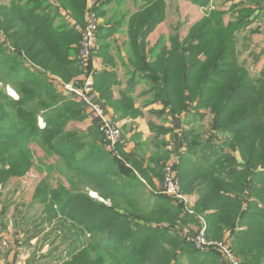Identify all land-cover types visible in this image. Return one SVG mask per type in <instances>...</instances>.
Instances as JSON below:
<instances>
[{"label": "trees", "instance_id": "trees-1", "mask_svg": "<svg viewBox=\"0 0 264 264\" xmlns=\"http://www.w3.org/2000/svg\"><path fill=\"white\" fill-rule=\"evenodd\" d=\"M87 1L58 0L74 14L85 11V17ZM148 4L146 13L152 16L143 22L146 29L141 37L145 39L160 23L158 15L164 10L162 0ZM94 11L97 14V3ZM238 12L226 24L224 12L207 10L201 27L190 28L182 42L178 34L171 37L169 49L163 44L149 53L141 47L133 49L132 65L145 76L157 102L176 114L208 112L212 133L220 134H212L215 139L207 142L196 135L189 143L202 152L192 179H202L203 187L198 204L192 207L195 213H185L184 204L160 193L149 209L135 204L120 210L88 193L61 185L52 189L42 180L33 201L44 206V221H57L52 228L65 246L60 249L50 241V249L40 259L45 264H224L217 250H197L187 241L183 228L193 225L200 231V218L206 221L208 240L228 245L239 264H264V71L252 77L240 61L238 35L255 11L242 8ZM62 22L59 9L49 0L0 5V186L40 170L34 152L39 148L57 158L67 176L79 174L95 181L99 197L114 201L125 193L117 190V181L110 177L133 172L122 160L121 144L120 159L106 151L97 121L92 120L95 133L69 129L71 123L87 118L84 104L63 88L76 83L73 79L80 75L83 85L84 73L78 61L80 33ZM141 37L136 35L135 42ZM194 85H198L197 95ZM8 87L18 99L7 95ZM176 166L189 198L190 183L179 171V163ZM163 170L164 165L159 169L162 175Z\"/></svg>", "mask_w": 264, "mask_h": 264}, {"label": "crops", "instance_id": "crops-1", "mask_svg": "<svg viewBox=\"0 0 264 264\" xmlns=\"http://www.w3.org/2000/svg\"><path fill=\"white\" fill-rule=\"evenodd\" d=\"M49 1L59 9L63 25L69 30L75 29L80 33L79 29L85 23V11L74 14L65 9L58 0ZM186 1H193L197 8L204 7L203 0ZM217 1L219 4H224L225 10H228L230 5L239 7L235 12H232V8H230L229 12H232L234 19L242 8H250L255 11L252 20H258L260 16L264 15V0ZM13 2L14 0H8L6 4H3L0 0V5L10 7ZM149 2L150 0H95L100 26L97 34V49L91 57V65L95 71L93 103L99 105L110 119L118 123L123 135L119 152L126 166L133 170V175L122 172L121 175L116 174V178L110 177L117 181V190L125 193V196H116V198L131 202V206L116 207L120 210H128L135 204L142 209H149L151 204H154L156 191L160 190L162 180V173L159 169L163 162L159 156L168 144L171 146L172 158L174 157L179 163L181 168L179 171L181 170L184 180L187 184L190 183L189 191L191 193L187 195L191 198L192 207L198 204L200 195L203 193L202 183L198 185L192 180L197 170V164L202 158V152L191 148L189 143L192 136L190 132H187L188 126L193 124L189 115L195 114V112L172 113L171 109L165 108L162 103L151 100L152 95L144 79L145 76L139 74L141 72L135 71L132 65L134 48L141 47L149 53L152 48L163 44L165 49H169L170 42L168 40L178 34L179 42H182L193 23L189 25L188 22L186 26V23L182 21L180 8L183 0H162L164 10L158 15L160 23L145 39L144 36L141 37L146 29L143 22L145 17L148 20V16H152L150 13H146ZM170 4L173 6V10H170ZM235 14H237L236 17ZM204 15L205 13L203 17ZM229 19L230 14H227L224 17V22L226 24L231 22ZM136 22H139V26L135 25ZM242 33L244 31L238 35L239 40L244 39V36L241 37ZM136 35L141 37L137 42H135ZM240 42L243 45V42ZM72 59H74L73 56ZM73 81L81 85L82 76L74 78ZM56 84L61 89L59 83ZM40 120L43 121V119ZM71 125H75V123H71L69 126L71 127ZM94 126V121L85 120L78 127L82 129L83 133L86 130L87 132H97ZM186 138L188 139L186 140ZM103 168L106 169V167ZM24 193L25 191L22 189L21 197ZM3 210L4 208L1 206L0 224L4 226V239L9 240L10 235L7 234L10 229L9 221L5 220L6 211ZM52 224L54 225V221ZM192 226L189 225L185 228L189 229ZM227 233H230V230L226 231L225 240L229 235ZM230 238L233 240V236ZM30 239H28V243L33 240L30 241ZM228 242H230L229 239ZM9 250L0 252V264H18L19 259L24 255L21 251L12 249V245ZM221 260L224 264L227 263L225 259ZM26 264H30V261H26Z\"/></svg>", "mask_w": 264, "mask_h": 264}, {"label": "rangeland", "instance_id": "rangeland-1", "mask_svg": "<svg viewBox=\"0 0 264 264\" xmlns=\"http://www.w3.org/2000/svg\"><path fill=\"white\" fill-rule=\"evenodd\" d=\"M7 2L8 0H2L3 4H6ZM205 6L197 8V6L194 5L193 1L183 0L182 7L180 8V12L182 13V21L183 23H186V26L188 22H189V25L193 23L191 27V31L192 29H198L201 27L199 23L203 18H205L206 15H204L203 17V14L205 12L207 13V10L209 12L220 10L224 12L225 15L230 14L229 21H233L234 17L232 15V12H235L239 8L237 5H230V8H232V12H229L230 8L228 10H225L224 4L222 3L219 4L217 0H207ZM169 7H170V10H173V6H171V4L169 5ZM234 16L236 17L237 14H235ZM248 21L251 23L244 28V33H242L241 35V37L244 36V39L243 38L240 39V41L243 42L244 46L241 45V42L238 43V47L241 53L240 61L243 63L244 62L246 63L245 67L248 69L252 77H259L264 71V55H262V53L264 54V15L260 16L258 20H254V19L252 20L251 18H249ZM185 32H186V29H185ZM84 78H85V75H84ZM72 84L75 87H82L84 85V83L83 85H78L73 82ZM197 88H198V85H194L196 95L199 93ZM11 90L15 92L10 87H8V89L6 88L7 95L9 97H12V99H18V95L16 94V92L12 93ZM151 100H153L154 102H157L153 95H152ZM158 103H161V102H158ZM84 109H85V106H84ZM85 115L87 118L86 120L91 122L92 119L86 109H85ZM189 116L191 117L193 124L188 126L187 132H190V135L192 136V138L198 135V137H200V140L202 142H207V141H211L215 139L211 136L213 134L212 125H211L212 116L208 112H206L205 114H203L202 112V114H198V115L193 113V114H190ZM81 123L82 122H75V125H71L69 129L70 130L76 129L75 131L82 132V129L78 127ZM41 127H44V123L42 124ZM216 134L218 136L220 135L219 133H214L213 135H216ZM88 140H91V139H88ZM215 142H218V141H215ZM216 144L219 145V142ZM170 149H171V146L169 144L166 145L163 149V153L160 154L159 156V158L163 162L162 165L164 164V169L167 167L168 164L177 165L178 163V161H176L174 157L172 158ZM34 150H35L34 151L35 156L37 155V157H35V162L37 166L40 168V170L34 169L23 178L10 179V182L7 184L6 187L2 188V186H0V207L2 206L4 209L5 208L7 209L5 213V220L7 219V221H9V228H10L7 232V234L10 235L9 237L10 239L2 240V243L0 245V252L6 249L10 251L9 248H10V245H12V249H15L18 252L21 251L24 254L23 257L19 259L18 264H26V261H30V264H36V263H39L38 260L41 262V264H45V262L40 259H42L41 256L47 253V251L50 249V241L55 243V245H58L60 249L65 248V246L60 244L62 241L61 237H58L60 234L57 231H54V227L52 228L53 224H48L47 221L43 220L44 218H46L45 217L46 214L43 213L42 204L36 201H33V195L34 193H36V189L40 186V182L42 180H45L46 182H48V184L52 187V189L58 188L61 185V186H64L67 190L74 191L75 193L77 192L81 194L88 193V195L91 198L97 199L104 203L107 202V204H109L110 206L111 205L116 206V207L131 206L130 201H127L125 199H119L116 197L114 198V201H110V200L104 201L102 198L99 197L98 193L94 191V188L97 187V184L95 181L87 180L86 177L79 175V174L78 175L69 174L67 176L66 169L64 168L65 166L62 164H58L57 158H54L52 156L48 157L45 154L46 152L39 148H34ZM39 158L44 159L43 164L38 163ZM51 167H53L54 169H51ZM128 169H131V168H128ZM176 169H177V166H176ZM131 171L133 172L132 169ZM163 177H164V170H163V175H162V180H161V188L160 190L156 191L157 193H160L162 195H164L162 193ZM201 182H202V179H197L198 185ZM22 189H24L25 191L23 197H21L20 195V191ZM181 193L183 196L184 195L186 196V194L183 191V188L181 190ZM170 198L173 201H176V203H178L179 205H181L180 200L172 198V197ZM188 199L190 202L189 212L186 210L185 206H184V212L193 214L195 212L192 210V206H191L192 201L190 197ZM198 207H201V204ZM0 227H2L1 229L3 230L5 234L4 226L0 224ZM201 230L199 231L198 226H192L189 229L185 227L183 228L186 238H188L189 236L198 235L201 232ZM31 237H35V238H33V240L28 243V239ZM60 252L62 251H59V253ZM235 258L238 261V258L236 256Z\"/></svg>", "mask_w": 264, "mask_h": 264}, {"label": "built area", "instance_id": "built-area-1", "mask_svg": "<svg viewBox=\"0 0 264 264\" xmlns=\"http://www.w3.org/2000/svg\"><path fill=\"white\" fill-rule=\"evenodd\" d=\"M87 2L85 25L83 28L79 29L80 50L78 56L79 67L85 75L84 85L82 87H75L72 84H66L63 88L67 95L74 98L76 101L83 103L85 109L90 114V117L97 121L98 129L101 133L103 145L106 151L114 154L116 157H119L117 148L122 143V131L118 124L110 119L99 105L93 103L95 95V71L91 65V57L97 49V34L100 26V20L94 11L95 0H88ZM40 124H43L42 120H40ZM181 190L182 185L178 170L176 169V164H168L164 169L162 193L180 200L189 212V199L187 196L182 195ZM201 222L203 227L201 232L196 236H189L187 241L193 243L197 250H217L228 264H239L228 245L208 240L206 236L207 224L202 218ZM2 240H4V232L0 228V245Z\"/></svg>", "mask_w": 264, "mask_h": 264}, {"label": "bare ground", "instance_id": "bare-ground-1", "mask_svg": "<svg viewBox=\"0 0 264 264\" xmlns=\"http://www.w3.org/2000/svg\"><path fill=\"white\" fill-rule=\"evenodd\" d=\"M11 91H12V90H11ZM12 93H15V92L12 91Z\"/></svg>", "mask_w": 264, "mask_h": 264}]
</instances>
